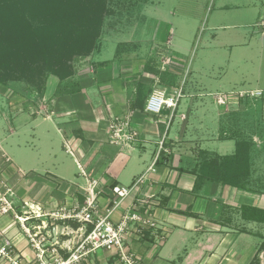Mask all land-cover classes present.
I'll return each instance as SVG.
<instances>
[{
	"label": "rangeland",
	"instance_id": "1",
	"mask_svg": "<svg viewBox=\"0 0 264 264\" xmlns=\"http://www.w3.org/2000/svg\"><path fill=\"white\" fill-rule=\"evenodd\" d=\"M107 1L111 11L103 20L97 48L87 56L72 59L74 74L71 77L59 82L57 77L49 75L42 94L40 91L35 92L24 81H10L0 85V217L3 216L7 222L6 229L2 225L4 229L0 228V233L13 250L9 252L10 259L0 254V264H11V260L22 264H38L37 252L25 229L35 242L40 241V246H44L45 263L65 260L75 251L77 238H73L68 227H76L78 223L53 218L50 213L55 210L35 207L28 199L24 200V197L43 195L46 199L49 192L63 190L83 193L78 189L85 182L82 175L83 163L68 145L65 150L66 141L57 129L59 119H43V116L54 108L55 99L65 95L63 93L68 84L77 83L80 74L95 65L90 57L95 61H107V67L114 69L116 66V70L121 73L125 72L121 69L126 64L123 59H129L131 70L128 72L133 77L120 76L118 79L123 85H130L134 79H138L136 73L142 72L145 64L161 65L166 58L169 61L166 64H178V87L185 91L180 99L178 113L190 112V115L186 114L189 137H193L198 129L195 126L199 124L198 119L214 135L218 133V137L224 136L222 131L232 134L236 128L242 131L241 135L248 137L255 131L260 141L254 142V167L264 181V0ZM168 64L165 68L170 67ZM251 90H261L263 94L252 97L231 96L223 104H217L214 99L215 93L219 92L236 95L240 91ZM192 93L193 98L190 97ZM175 118L172 126L176 124L177 117ZM256 118L260 120L258 125H255ZM163 122L166 125V119ZM193 139L185 141L181 150L192 148V144L187 142H193ZM202 148L230 154L235 148V141H204ZM2 151L10 155L12 163ZM148 151L147 149L146 152L149 153ZM151 159L152 157L148 162ZM10 163L13 167L9 166ZM123 176L126 180L130 177L127 168ZM18 177H23L26 188L17 184ZM262 186L264 190V183ZM220 205L219 202L216 213L213 214L212 210L211 216L218 215ZM45 213L48 214L44 216ZM18 218H24L25 221ZM172 222L183 224L182 220L174 219ZM256 224L251 223L249 226L264 234V225ZM8 227L17 238H21L22 245H26L25 251L13 245L8 231L5 232ZM167 229L172 230L167 238L168 243H171L178 230L169 223ZM207 229L205 228L204 233H211V236L186 232L182 237L183 241L176 237V243L171 246L170 251L167 250V243L155 264H178L185 251L195 248L202 251L203 247H197V242L206 237L210 241L220 238L212 233L213 230L206 232ZM33 233L37 235L33 236ZM131 238L132 236L128 237L126 242L130 243ZM261 238L257 234H240L227 251L232 264H243L248 260L262 242ZM52 245L56 248L53 255L50 252ZM261 246L264 247V242ZM165 251L167 257L174 254L173 261L162 260ZM240 252H243L242 257ZM202 254L204 253L200 255ZM113 262L122 264L108 252L96 250L83 256L78 264H114Z\"/></svg>",
	"mask_w": 264,
	"mask_h": 264
},
{
	"label": "crops",
	"instance_id": "2",
	"mask_svg": "<svg viewBox=\"0 0 264 264\" xmlns=\"http://www.w3.org/2000/svg\"><path fill=\"white\" fill-rule=\"evenodd\" d=\"M90 59L95 65L80 74L77 80L80 90L55 99L54 108H51L49 114L43 116V119L50 117L59 119L57 129L63 134L66 141L65 150L68 145L78 160L83 163L82 175L85 182L78 186V189L83 193L63 190L49 192L46 199L43 195L39 197L26 195L24 200L28 199L30 203L40 209L42 207L45 210L57 211L62 207L67 208L83 203L86 197L92 196V189H98L97 201L102 208H105L112 196L111 184H114L113 186H128L138 176L145 174L147 179L125 197L112 213L113 219L117 220L134 203L139 200H148L147 205L155 216L159 227L157 231L164 237L159 239L153 234H150L149 238L132 235L131 242L127 244L140 257L142 264H155L158 261L159 253L164 251L163 248L168 243L169 232L172 233V230L167 229V223L177 228L176 237H180L182 241L186 232L211 236V233H204L205 228H208L206 232L213 230L212 233L220 236L219 239L211 241L207 237L201 241L198 238L199 242L196 245L203 247L202 251L198 248L185 251L178 264H232L227 251L232 247L237 237L243 233L257 234L262 237V242H264V234L249 226V224L257 222L245 221L235 212V209L241 205L264 209V190L262 189L264 181L261 180L262 175L260 176L255 170L254 156L252 164L254 182L250 185V189L208 182L199 191L194 192L192 187L195 176L188 170L192 168L197 152L206 150L225 155L202 148L204 141L222 139L218 138V133L214 135L215 133L209 131L208 126L204 125L201 119L197 120L199 124L195 125L198 128L194 129L195 134L193 137H189L187 134L189 121L186 114L190 115V112L181 111L178 113L181 98L173 111L164 109L160 116L144 110L146 99L153 91L164 90L166 93H170L177 89V79L180 73L178 64L170 62L167 63L170 67L165 68L167 58L166 60L162 59L161 65L147 66L145 64L142 67L144 73L141 71L136 73L138 79H134L130 85H123L122 81L118 79L120 76L133 77L128 72L131 70L129 59H123V62L126 63L121 67L122 71L125 70L123 73L117 71L116 66L114 69L107 67V61H95L92 57ZM181 90L183 95L184 88ZM190 97L193 98L194 93ZM114 117L122 122H127V126L137 132L132 141L128 143L111 142L112 130L109 126ZM175 117H177L176 124L172 126ZM164 119H166V125L163 122ZM258 121L260 120L256 118L255 125H258ZM251 135L255 143L260 141V137L255 131ZM162 138L164 140L163 147L158 150V144ZM191 138H196L193 139V142H187L192 144V148L182 151L181 148L185 146V141L191 140ZM147 149L149 153L146 152ZM2 153L7 154L5 151ZM7 156L10 158L9 154ZM149 156L152 157L150 162H148ZM10 160L12 163L11 158ZM11 163L9 166L13 167ZM149 167L154 170L148 171ZM125 168L130 171L128 180L123 176ZM101 181L104 183L101 184ZM16 182L25 187L23 177H18ZM258 201L260 202L258 203ZM219 202L221 211H218V215L211 216L212 210H214L213 214L216 213V206ZM214 206L215 209H213ZM186 209H190L196 216H186L178 212V210ZM2 218L3 216L0 217V228L4 229L7 222L5 218ZM174 219L182 220L183 224H174L172 222ZM2 225L4 228L1 227ZM257 225L262 226L264 223H257ZM8 228L5 232L8 231L13 245L18 249L21 247V251H25L26 245H22L21 238H17L16 234ZM175 238L171 243H168L167 250L170 251L171 246L175 245ZM262 242L243 264H249L255 255L258 257L257 264H264ZM199 252L204 254L200 255ZM164 253L165 256L161 257L163 261L172 260L174 254L167 257L166 251ZM239 254H241L240 257L243 256V252ZM113 263L117 264V262Z\"/></svg>",
	"mask_w": 264,
	"mask_h": 264
},
{
	"label": "trees",
	"instance_id": "3",
	"mask_svg": "<svg viewBox=\"0 0 264 264\" xmlns=\"http://www.w3.org/2000/svg\"><path fill=\"white\" fill-rule=\"evenodd\" d=\"M110 11L107 0H0V85L24 81L42 94L49 75L59 82L71 77L72 59L97 48L103 20ZM67 87L63 94L80 90L76 82ZM235 130L232 134L222 131L224 136L218 137L235 141L233 153L197 152L188 170L195 176L194 192L208 182L250 189L255 143L252 135ZM178 212L196 216L190 209ZM235 212L245 221L264 223L263 208L241 205ZM149 236L146 231L142 237ZM254 263H258L257 255L249 264Z\"/></svg>",
	"mask_w": 264,
	"mask_h": 264
},
{
	"label": "built area",
	"instance_id": "4",
	"mask_svg": "<svg viewBox=\"0 0 264 264\" xmlns=\"http://www.w3.org/2000/svg\"><path fill=\"white\" fill-rule=\"evenodd\" d=\"M262 94L263 92L261 90L240 91L236 95L219 92L215 93L214 99L217 104H223L229 101L231 96L252 97L260 96ZM181 97V88H177L170 93H166L164 90L153 91L146 99L144 110L150 114L159 116L164 109L173 111ZM127 125V122H122L116 117L112 118V123H110L109 126L112 130L110 136L111 142L128 143L136 137L137 132L129 128ZM163 143L164 140L162 138L159 141L158 150L162 149ZM147 170L153 171L154 169L149 167ZM146 179L147 176L141 174L128 186H113L111 188L112 196L109 199L111 204L105 206V208H102L97 201L96 194H98L99 190L92 189V196L86 197L83 203L72 207L60 208L59 210L50 213V216L53 218L68 219L78 223L76 227L70 225V227H68V231L73 238H77V242L76 247L74 248L75 251L65 260L60 259L59 262L45 263L43 260L45 252L44 246H40V241L39 243L35 242L23 224L22 227L25 229V232L33 243L32 246L35 247L37 252L36 258L38 264H78L83 256L96 250L108 252L110 255L117 257L122 264H142L140 257L129 248L126 242L127 238L132 235L143 236L146 231L159 237V239H163L164 237V235L159 234L157 231L159 227L155 216L147 205L148 200H139L137 203H134L128 207L117 220L113 219L112 213L120 202L131 194ZM47 214L48 213H45L44 216ZM18 219L23 220L24 218ZM69 228L71 229L69 230ZM55 232L54 229V234ZM36 235L37 233H33V236ZM51 247L50 252L53 255L56 253V248L54 245ZM11 251L13 250L10 243L5 238H2L0 233V254L6 255L7 258L10 259L9 252ZM11 264L22 263L17 260H11Z\"/></svg>",
	"mask_w": 264,
	"mask_h": 264
}]
</instances>
